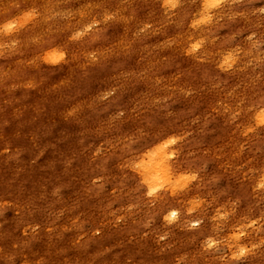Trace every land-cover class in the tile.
Listing matches in <instances>:
<instances>
[{"label": "rangeland", "instance_id": "rangeland-1", "mask_svg": "<svg viewBox=\"0 0 264 264\" xmlns=\"http://www.w3.org/2000/svg\"><path fill=\"white\" fill-rule=\"evenodd\" d=\"M0 264H264V0H0Z\"/></svg>", "mask_w": 264, "mask_h": 264}]
</instances>
